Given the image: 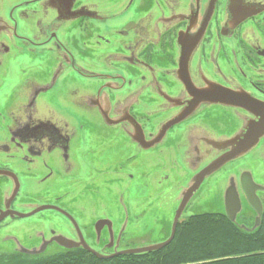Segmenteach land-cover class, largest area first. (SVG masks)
<instances>
[{"label": "flooded vegetation", "instance_id": "flooded-vegetation-1", "mask_svg": "<svg viewBox=\"0 0 264 264\" xmlns=\"http://www.w3.org/2000/svg\"><path fill=\"white\" fill-rule=\"evenodd\" d=\"M24 59L33 63L17 66L37 67L35 74L11 79L10 69ZM90 62L97 70L88 72ZM217 94L264 106V0H0V218L8 214L0 238L11 247L5 253H19L18 244H44L46 254L50 247L84 250L56 243L80 241L57 210L46 211L62 218L64 230L42 219L13 226L43 206L70 215L96 252L123 251L121 230L103 210L89 225L79 219L92 193L135 178L124 174L122 160L105 164L99 154L118 147L133 169L147 155L162 169L170 155H192L194 168L207 167L255 120ZM256 149L264 162V138ZM95 172H114L116 180L101 184ZM261 178L264 184V172ZM118 200L123 209L125 197ZM68 201L74 213L64 207ZM99 221L112 228L96 230Z\"/></svg>", "mask_w": 264, "mask_h": 264}, {"label": "rangeland", "instance_id": "rangeland-1", "mask_svg": "<svg viewBox=\"0 0 264 264\" xmlns=\"http://www.w3.org/2000/svg\"><path fill=\"white\" fill-rule=\"evenodd\" d=\"M29 61L33 63L32 59H24L21 64H16V67L13 66L10 69V71H12L11 79H13V73H18L21 77L25 74L30 75V73L34 75L37 67H32L29 71L26 70L24 66H17L25 65ZM35 63H37V66L40 64L38 61ZM90 63L94 64V66L92 68L88 64V72H93L94 69L97 70V68H95L97 64L94 62ZM30 65L31 63H28V66ZM80 79H84V77L80 76ZM92 133L95 135L100 134L97 128H94ZM175 142L167 143L166 148L173 147ZM116 149V153H112L111 150L103 149V154L99 155L103 157L105 164L110 158L122 160V166L126 170V172L123 170L124 174L132 173V175H135V178L125 184L110 186L109 190L103 191L100 195L92 193L90 200L85 203L88 212L86 214H79L80 221L89 225L93 220L92 217H97L98 212L103 210L107 216L113 219L117 229L121 230L119 232L123 233V238L121 240L122 250L144 248L167 241L170 238L175 215L181 204L183 193L194 183L199 173L203 171L206 166L203 165L201 170H199V167L194 168L195 158L192 155L187 158H172L173 156L170 155V158H166L169 160L167 164L169 167L162 169L164 164L155 165V156L147 155L144 156L141 163L133 169L130 167L126 155L120 152L118 147H116ZM254 149L249 154L227 164L220 171L208 177L188 204L180 219L181 222L193 215L225 213L226 192L231 188L232 183H234L241 196L238 182H241V176L246 174V172L251 173L253 178L255 177V179L259 181L257 184L264 188V184H262L263 178H261V174L264 172L262 171L264 170V162L258 155L259 150ZM205 159L206 158H204V161L207 160ZM183 161H185V165ZM173 163L176 165V168H174ZM184 166L186 168H184ZM188 169H190L191 172H187L186 170ZM246 169H248V171H246ZM241 170H245V172L238 173ZM166 174L169 176V180L165 185L158 186L156 182ZM95 176L99 177L98 181H100L101 184H103L104 181L108 183L116 180L114 172H111L109 175H104L101 172L98 175L97 172H95ZM120 196L125 197L124 213L118 200ZM259 197L264 204V193H260ZM244 203L246 208L242 207V211L239 215L241 217L246 215V219H243L245 222H243L247 226L252 227L255 223L257 214L253 210H250L251 208H249L246 201H244ZM64 207L68 211L74 213L75 206L72 201L65 202ZM40 219L53 222L55 229L64 230L67 227L61 217L50 211H44L28 220L14 221L13 226L16 227L22 223L31 226L32 222ZM9 242L8 240L0 238V256L5 252H11ZM43 245L44 244L32 249H28L20 244H18V247L40 251L39 255L31 256H50L59 253H55L52 247H50L46 254L45 251L47 249Z\"/></svg>", "mask_w": 264, "mask_h": 264}, {"label": "trees", "instance_id": "trees-1", "mask_svg": "<svg viewBox=\"0 0 264 264\" xmlns=\"http://www.w3.org/2000/svg\"><path fill=\"white\" fill-rule=\"evenodd\" d=\"M243 221L238 222L246 225ZM0 264H264V213L260 227L252 232L230 222L225 213L190 216L178 224L171 245L157 252L109 260L86 250L50 256L14 252L1 255Z\"/></svg>", "mask_w": 264, "mask_h": 264}, {"label": "water", "instance_id": "water-1", "mask_svg": "<svg viewBox=\"0 0 264 264\" xmlns=\"http://www.w3.org/2000/svg\"><path fill=\"white\" fill-rule=\"evenodd\" d=\"M181 64L185 65V60L184 62L182 61ZM221 96L222 97H220V95L218 96L217 94L218 100L217 98L216 100L218 102L228 104V105L232 103L233 105L241 106L247 109L248 112L252 113L255 117V120L249 123L248 127L245 128L244 131L241 132L239 135L231 139V141L224 142L223 148L228 149V152L225 153L223 156L214 160L203 171H201L199 175L197 176V178L195 179L194 183L191 184L189 188L185 190V192L183 193L181 204L175 215L170 238L167 241L154 245V246H148V247L137 248V249H127L119 253L116 252L112 255L105 256V255H102L96 252L94 249L88 246V244L84 241L82 237L81 231L76 221L70 215L60 210L59 208L52 207V206H43L37 209L32 214L22 216V218H28V217L35 215L36 213L46 211V210L59 211L60 213L64 214L70 219L75 229L79 232L80 241L76 243L75 241H72V240H69L63 237L56 238L55 241H57L60 246L68 250L83 247L84 250L88 251L90 254H93L100 260H109V259H113L119 256L157 252V251H161L165 249L166 247L171 245V243L174 241L177 227H178L181 217L183 216L188 204L190 203L192 198L195 196V194L199 191V189L201 188L205 180L208 177L215 174L216 172L220 171L227 164L233 161H236L244 157L245 155L249 154L254 148L258 146L261 139L264 138V106L254 105V103H252L249 100L244 99L241 96L232 97V96H225L223 94ZM202 98L203 99L208 98V94H205V93L202 94ZM240 180H241V186H242L241 188L242 194L244 195V198L248 206L257 214L256 219H255V224L252 228H248L245 225H240L238 223V216L242 211L243 204H242V199L238 192V189L233 185L225 194V214L230 222L239 225V227L242 230H245L247 232H252L256 230L257 228H259L261 225L262 216L264 213V206H263V203L258 193L264 192V188L258 185L254 181L252 174L249 172H246V174H243ZM5 215L6 216H3L0 218V222L3 221V219H5L8 216V214H5ZM105 225H108L110 229L112 228V224L110 222L99 221L96 224V230L98 231L102 230V227H104ZM121 236H122V233L119 235L118 242ZM20 252L23 254H27V255H39L40 251L38 252V251L28 250L26 248L25 249L21 248Z\"/></svg>", "mask_w": 264, "mask_h": 264}]
</instances>
